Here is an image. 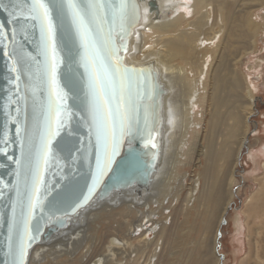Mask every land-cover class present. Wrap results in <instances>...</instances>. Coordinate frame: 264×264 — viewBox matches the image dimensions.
<instances>
[{"label":"water","instance_id":"1","mask_svg":"<svg viewBox=\"0 0 264 264\" xmlns=\"http://www.w3.org/2000/svg\"><path fill=\"white\" fill-rule=\"evenodd\" d=\"M143 1L127 0L124 31L115 37L117 46L123 44L127 48L120 50L122 65L143 73L139 85L143 98L138 102L141 131L125 136L113 163L104 168L89 106V72L81 60L84 50L67 10L55 11L53 20L57 24V49L62 59L58 80L67 93L68 116L59 133L51 137V151L44 164L41 141L50 89L42 72L39 22L28 11L31 0H0V264H13L22 243L28 244L25 260L28 264L35 245L50 242L71 223L83 220L79 214L90 204L96 206L131 188L135 191L151 188L154 175L164 162L171 108L167 104L168 83L158 63L155 60L136 63L128 57L133 41L137 40ZM112 3L118 4L119 0ZM148 6L150 11L160 10L159 0H149ZM107 11L111 17V9ZM145 113L152 140L147 145ZM51 118L54 129V112ZM246 142L247 139L245 145ZM98 162L104 169L102 176L98 173ZM37 171L42 177L40 201L29 219L27 206ZM85 197L89 199L85 201ZM26 221L34 237L31 241L25 237Z\"/></svg>","mask_w":264,"mask_h":264},{"label":"bare ground","instance_id":"2","mask_svg":"<svg viewBox=\"0 0 264 264\" xmlns=\"http://www.w3.org/2000/svg\"><path fill=\"white\" fill-rule=\"evenodd\" d=\"M148 1L144 0L142 3L143 16L136 28L135 39L137 40L133 41L128 57L130 61L136 63L155 60L161 69L163 79L168 83L167 104L171 108V113L164 162L156 171L150 189L135 191L131 188L114 194L96 206L90 204L79 214V218L83 220H78L75 224L71 223L67 230L50 242L35 245L28 264H71L77 261L81 263L94 247V243L100 242L99 230L93 231L90 224L96 223L103 217L105 220H114L116 215L122 212H124L123 216L131 220L127 234L110 237L102 253L93 258L89 264H136V260L133 263L130 259L133 256L132 253L141 252V248L133 244V236L142 231L143 238H148H146L148 230H151L156 216H159L160 210L163 209L166 190H170L172 184L175 185V181L181 179L179 172L181 167L189 163L198 165L199 162L195 159L200 160V156H204L206 164L200 177H196L192 185L189 184L190 190L185 201L190 205L192 203L193 207L196 203L202 205L205 244L207 243L206 235L212 233L207 263H218L216 235L217 232L219 234L221 221L235 196L234 190L231 191V181L247 139L248 126L243 117V111L253 109L255 99L250 87L246 88L248 99L243 98V83L238 69L239 54L236 53L232 58L234 63L231 62L232 59H227L225 54L220 58L219 55L216 57L225 29L228 28L229 31L226 22L228 7L225 1L159 0L158 12L149 10ZM213 3H216V7H211ZM263 3L264 0L261 4ZM181 8L187 9V13L179 12ZM211 19L214 23L209 26ZM245 21L248 23L246 30L254 37L258 24L250 13ZM209 29L211 33H208ZM215 41L213 45L215 48H213L211 43ZM210 48H213L212 52L214 51L213 56L210 57L218 61L212 74V110L207 123L209 129L204 138L205 144L201 143L200 146L201 133L198 126L201 125L202 119L198 123L193 108L196 99L203 100V93L197 89L196 78L189 77L190 74L186 69L189 64L197 68L199 87H201V79L208 75L210 62L207 59V53ZM186 155L189 161L184 162ZM201 177L204 179L202 191L199 190ZM226 195H228L227 198ZM180 205L179 212L182 213L183 204ZM248 205L252 208L248 216L255 214L254 228L250 225L254 229L253 238H249L250 264H264V176L259 190L248 200ZM216 217L218 220L215 221ZM164 220H157L158 243L164 240L168 230ZM217 221L218 225L215 226ZM91 237H93L92 240H90Z\"/></svg>","mask_w":264,"mask_h":264},{"label":"rangeland","instance_id":"3","mask_svg":"<svg viewBox=\"0 0 264 264\" xmlns=\"http://www.w3.org/2000/svg\"><path fill=\"white\" fill-rule=\"evenodd\" d=\"M223 1L227 3L228 7L226 22L229 26V31L228 28L225 29V34L221 39L216 57L219 55L220 58L225 54L227 59H232L236 53L239 54L238 69L243 83L242 95L247 100L246 88L250 87L255 103L253 109H245L243 111V117L248 126L246 128L247 142L242 148V153L233 172L234 178L232 177L233 179L231 181V191L234 190L233 192L235 193L232 200L233 203L226 217L224 215L226 218L224 225L218 229L219 234L217 232L216 235V239L218 238L216 240V250L219 258L217 264H250L249 238H253L255 224V218L253 217H255V214H251L252 217L251 215L248 216V212L252 208L249 205L247 206V202L259 190L264 176V3L261 4L262 0ZM211 7H216V3H213ZM181 9L179 12L187 13V9ZM249 13L258 24V28L256 29L257 33L254 37L246 30V24L248 23L245 20ZM212 21L213 19L209 21V26L214 23ZM211 32L209 29L208 33ZM214 43L216 41L211 43L213 48H215L213 46ZM213 48H210L207 53V59L211 65L209 63L207 77L201 79V87H199V71L197 68L189 64L186 69L188 74H190L189 77L196 78L198 82L197 89L203 93V100L198 98V103V99H196L193 108L198 123L202 119L201 125L198 126L201 133L199 138L200 146L206 142L204 138L206 131L209 129L207 123L212 110V74L216 69L215 66L218 61V59H212L210 57L214 54V51L212 52ZM231 62L234 63V59ZM184 65L187 66L186 64ZM190 142L192 143L191 140ZM199 159H195L199 162L198 165H191L189 163L185 167H181L179 171L181 179H177L174 183L175 185L172 184V188L166 190L165 198H163V209L162 211L160 210V215L156 216L154 220L155 222L157 220H166L168 230L165 233L164 240L159 243L157 242V232L159 231L158 221L156 224L154 222L153 226L149 224V227L151 226L153 229L148 230V234L146 235V238L148 237L147 239L143 238L142 231H139L133 236L132 242L141 248V252L137 253L135 251L132 253L135 256H132L130 259L132 262L136 260V264H208L209 243L212 233L206 235V245L203 239L204 212L202 211V205L196 203L195 207H193L191 206L192 203L190 205V203L187 204L185 201L193 180L196 177L199 178L201 171L204 170L206 160L204 156H200ZM186 160L189 161L187 155L184 162ZM200 179L199 190L201 189L200 191H202L204 189V179L202 177ZM196 195H199V191ZM227 197L228 195H226ZM180 204H183L184 208L182 213L179 212ZM123 213L117 214L114 220H105V217H103L102 219L99 218L96 223L90 224L93 231L95 229L99 230L100 242L94 243V247H92L84 261L81 263L77 261L71 264H89L93 258L102 253L104 250L103 247L108 244L110 237L126 235L131 225V220L123 216ZM104 214L107 213L104 212ZM216 220H218L217 217ZM217 225L218 221L215 226Z\"/></svg>","mask_w":264,"mask_h":264},{"label":"snow or ice","instance_id":"4","mask_svg":"<svg viewBox=\"0 0 264 264\" xmlns=\"http://www.w3.org/2000/svg\"><path fill=\"white\" fill-rule=\"evenodd\" d=\"M127 7V0H119L118 4L112 3V0H31L28 11L31 18L39 22L44 57L42 72L50 89L48 117L41 141V159L44 164L47 163L48 153L51 151V137L59 133L68 116L65 108L67 93L60 88L58 80V68L62 59L57 49V24L53 20L55 11L67 10L80 46L84 50L81 60L89 72V106L95 123L97 143L104 156V168L110 167L113 163V157L118 154L124 137L134 131H141L138 102L143 98L139 88L143 73L142 70L136 72L122 65L120 50L123 48L127 51V48L123 44L117 46L115 43L116 35L124 31ZM107 9H111V17ZM53 112L54 129L51 118ZM144 132L148 136L145 144L152 143L147 113L144 118ZM97 167L99 175L102 176L104 169L100 167L99 162ZM41 182L42 177L37 171L33 175L32 198L27 206L29 219L40 201ZM91 191L92 189H89L90 193ZM84 199L87 201L89 197ZM25 237L27 241L34 239L27 221ZM27 248V243L21 244L19 257L13 264H25Z\"/></svg>","mask_w":264,"mask_h":264}]
</instances>
